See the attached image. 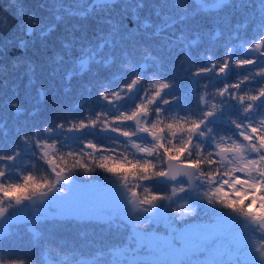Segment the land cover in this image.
Segmentation results:
<instances>
[{"label":"trees","instance_id":"obj_1","mask_svg":"<svg viewBox=\"0 0 264 264\" xmlns=\"http://www.w3.org/2000/svg\"><path fill=\"white\" fill-rule=\"evenodd\" d=\"M207 1L0 0V184H23L31 176L43 189L55 178L53 163L73 176L79 162L88 170L97 166L98 176L109 171L103 164L119 163L157 178L166 155L177 154L174 143L180 147L164 128L200 124L217 98H226L227 125L239 136V118L264 113V0ZM135 76L164 91L154 121L165 134L163 147L147 157H137L116 135L133 129L136 101L127 86ZM198 149L180 156L197 164L210 156L218 164L217 155ZM115 212L101 220L46 216L36 222L37 233L28 223L14 227L0 238V264H48L46 251L55 264H114L97 254L121 247L126 253L117 264H178L157 261L156 250L151 258L146 249L127 248L141 224ZM197 212L184 218L167 209L142 225L170 235ZM190 259L185 264H194Z\"/></svg>","mask_w":264,"mask_h":264},{"label":"rangeland","instance_id":"obj_2","mask_svg":"<svg viewBox=\"0 0 264 264\" xmlns=\"http://www.w3.org/2000/svg\"><path fill=\"white\" fill-rule=\"evenodd\" d=\"M198 2L203 4L209 1L199 0ZM217 5H219V3ZM153 91L154 89L149 93V90L145 87L143 93H139V97H141V100L144 99L148 101V96L151 95ZM217 101L219 103L218 105H225L223 108L217 105V109L223 114L222 120L219 123H211L206 116L208 110L206 112L203 111L204 118L199 124L197 132L192 133L191 136H189L187 130L181 132L184 138L185 136L187 137L185 142H181L183 138H180L179 135H173V132L169 130L168 127L164 128V130H166L170 136H173L177 142L180 141L177 144L183 147L185 151L188 150L194 153L197 147L202 149L207 148L209 149V153L215 152V154L219 155L217 159L218 164L215 163V159L210 156H206V159H201V156L200 160H198V175L200 177L195 183L192 196L188 195V184L181 179L169 185L162 186L156 178L150 180L147 178L148 176H139V170L136 172L132 168L121 169L119 172L104 170L101 175H104L103 177L96 175L97 171L95 169L97 166L88 170L85 166H82L83 162L77 163L80 167L74 170L75 175L83 174L85 176L84 178L101 179L103 183L101 188L110 182L127 181L130 185V197L134 192H139V210L141 211L138 213H130L127 216L130 217L133 224L137 222L141 224V227H134V232L138 241L136 248L142 249L141 246H146L145 252H147L148 256L151 258L154 255L153 250H156L157 253L154 255L156 259L176 261L178 264H185L190 258V260H194V264H264V236L262 230L250 224L254 219L252 216L245 215L241 208L229 207L224 200L220 198L221 194L217 193V189H222V192L231 194L229 197L230 199L239 202L242 197L237 196V192L255 194L254 186L264 185V147H261L260 140L258 139L259 136H264V124H262L260 128H256L253 126L250 116L245 117L244 120L234 116L236 119H240L239 125L241 126L240 136H236L231 132L232 127L227 125L228 120H231L230 116L226 114L228 105L226 98H217ZM209 102L210 100H208L207 103ZM159 112L160 109L154 108L153 111L149 113V117L153 115L156 116ZM132 118L133 116L131 119ZM262 120L264 122V115L262 116ZM168 124L171 125V123ZM153 126H156L155 122L153 125H148L145 122L141 129L131 136L130 140L135 141L138 146L135 147L133 145L130 150L132 153H136L135 150H137V157H140L141 151H143L144 154L148 153L147 150L150 149V141H154L157 145H160V141L152 135L151 131L144 130L145 128L152 129ZM252 127L259 129V131L255 134L253 130H251ZM213 130H222V139L214 140L211 136ZM149 138H151V140H149ZM177 138L180 139L178 140ZM196 139L197 142L195 141ZM130 140H127V146L133 144ZM204 145H206V147H204ZM236 145L242 146V153L231 151L221 153V146L229 148L235 147ZM253 146L258 150H255ZM43 147V143L39 145L40 151L43 150ZM174 148H178L175 143ZM193 148L194 150H190ZM202 149L196 151L198 155L202 154ZM43 154L45 159H47L46 162L51 165L52 162L50 164V160H48L46 155L48 154L50 156L51 154L46 151H43ZM171 155L177 156L176 153ZM179 159L183 160L180 154ZM147 165H149V163L144 164V166ZM212 165H214L215 168H211ZM49 169L50 171H54L55 179L45 181L44 189L58 181L57 183H59L60 189L66 190L68 187L66 181L71 177H75V175L72 176L69 173L71 170H65L60 166L57 167L56 163H53ZM133 172L135 174H133ZM50 177L51 175L49 178ZM31 192H29V194ZM261 194L264 195V192ZM251 202L250 198L245 201V204L248 205L251 204ZM89 205L90 203L87 199L81 206L59 210L56 209L51 202L39 206L27 202L26 198L17 201L5 196L1 197L0 195V238L8 232L11 233L14 231V227L20 226L21 224L24 225L25 223H28L30 228L35 230L36 222L46 216L55 219L63 217L108 218L106 212L95 213L90 211ZM167 209L172 211L176 210L179 212L178 216L184 214V218H188L187 215L195 209L200 212H197V215H193V217L189 218V223L177 226V233H171L170 235L166 234L163 230L162 232L143 228L142 224H146V227H148L147 223H145L146 219L147 221L158 220L161 217L160 212ZM120 210H122V208H119L115 213L122 214ZM125 210L124 213L130 211L128 208ZM206 211H209L208 216L204 214ZM168 219L170 220V218ZM163 222L164 220L161 222L162 225H164ZM178 232L181 234L180 238L177 237ZM34 233H37V231ZM26 248L27 246L23 247V249ZM102 253L103 252H99V254H97L99 259L111 257V261L117 264L120 263L118 261V256H123L126 251L121 248H116L110 252ZM45 257H49L48 264H55L47 251L45 252Z\"/></svg>","mask_w":264,"mask_h":264},{"label":"water","instance_id":"obj_3","mask_svg":"<svg viewBox=\"0 0 264 264\" xmlns=\"http://www.w3.org/2000/svg\"><path fill=\"white\" fill-rule=\"evenodd\" d=\"M140 89V82L135 79L129 87L130 96H135ZM161 92L156 96L155 103H158L161 98ZM144 115V111L136 113V120L139 123L141 117ZM211 118L220 119L221 115L213 113ZM167 169L162 174V181L175 180L177 178H185L190 183V193L194 189L196 181L199 176L196 174V166L193 163L181 162L177 157L169 156L166 160ZM69 188L63 192H59L58 183L53 187L45 191H38L28 197V202L33 205H42L49 199H52L55 205L59 208L69 207L71 205L82 204L87 196L91 194L90 201L92 205L90 208L95 211L107 210L112 208H118L127 204L131 205L133 209L138 210L140 208L139 197L136 194L133 200L129 201L127 197L128 185L126 183L111 184L102 192H99L100 181L87 179L81 180L77 178H71L66 181ZM254 226H260L264 230V219H253L251 222Z\"/></svg>","mask_w":264,"mask_h":264},{"label":"snow or ice","instance_id":"obj_4","mask_svg":"<svg viewBox=\"0 0 264 264\" xmlns=\"http://www.w3.org/2000/svg\"><path fill=\"white\" fill-rule=\"evenodd\" d=\"M157 87H166V85H157ZM261 94L264 95V90H262ZM241 99H243V97H241ZM249 99L255 100L256 97H249ZM212 109H213V112H210L209 115H212L215 111L218 110L217 105H212ZM167 127L169 130L173 132V135L185 130V126L183 124H179V125L173 124V125H168ZM198 128H199V124L193 123V125L187 129V131L189 132V136H191L192 133L196 132ZM144 130L151 131L153 136H155L158 140L161 139V133L163 130L160 129L158 126H153L152 129L145 128ZM258 131L259 129L253 128L254 133H257ZM258 139L260 140L261 147H264V136H259ZM158 146L163 147V144H160ZM253 148L255 149V146H253ZM255 150H258V149H255ZM147 151H150V150H147ZM184 151L185 149L183 147H178L176 149V152L178 154L177 158H179V154H182ZM225 151L242 153L243 149H242V146L240 145H236L235 147H229V148H225L224 146H221V153H224ZM195 163L196 162H194V164ZM102 166L108 168V170L112 172H119L121 169L124 168V165L119 164V163L112 164L111 166L108 163H105ZM41 187L42 185L34 183L33 177L29 176L26 178L23 184H10V185L0 184V193H3V195L7 198H12L17 201H20L28 196L29 188L40 189ZM254 187H255V194H250L247 192H244V193L237 192L236 195L242 197L239 200V202H235L232 199H230L229 197L231 194L222 192V189H217V193L221 194L220 198L224 200V202L229 207L241 208L243 209L245 215H250L254 219L261 220V219H264V195L261 194L262 192H264V185H255ZM250 198L252 201L251 204L246 205L245 201H247Z\"/></svg>","mask_w":264,"mask_h":264},{"label":"flooded vegetation","instance_id":"obj_5","mask_svg":"<svg viewBox=\"0 0 264 264\" xmlns=\"http://www.w3.org/2000/svg\"><path fill=\"white\" fill-rule=\"evenodd\" d=\"M184 181V180H183ZM185 182H187V181H185ZM187 184H188V182H187Z\"/></svg>","mask_w":264,"mask_h":264}]
</instances>
